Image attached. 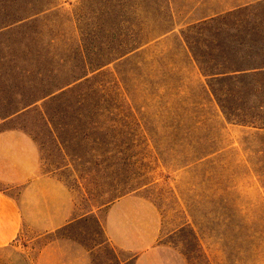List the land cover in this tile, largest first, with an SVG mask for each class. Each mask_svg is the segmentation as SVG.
I'll list each match as a JSON object with an SVG mask.
<instances>
[{"label":"rangeland","instance_id":"1","mask_svg":"<svg viewBox=\"0 0 264 264\" xmlns=\"http://www.w3.org/2000/svg\"><path fill=\"white\" fill-rule=\"evenodd\" d=\"M246 2L264 4L0 0V119L30 105L0 130L19 126L30 133L41 171L61 180L75 204L68 225L45 235L24 230L0 250V264H37L43 246L63 238L81 243L92 264H121L102 222L105 207L127 193L155 204L160 241L186 264H264V132L219 115L223 130L211 144L218 107L191 53L207 61L227 35L218 22L197 25L195 19ZM144 9L162 22L173 13L174 29L141 57L94 71L139 31ZM257 12L264 22V5ZM242 16L221 21L239 26ZM80 73L88 76L68 90L46 93L53 80ZM252 86L222 93H238L231 107L254 111L264 98V78ZM244 93H257V102H244Z\"/></svg>","mask_w":264,"mask_h":264},{"label":"crops","instance_id":"2","mask_svg":"<svg viewBox=\"0 0 264 264\" xmlns=\"http://www.w3.org/2000/svg\"><path fill=\"white\" fill-rule=\"evenodd\" d=\"M29 106L3 116L0 124ZM74 214L71 190L41 171L40 150L33 136L19 126L1 129L0 250L24 230L39 235L55 232L68 225ZM102 229L106 242L122 257L121 264H186L174 248L160 241V212L138 193L123 194L110 202ZM37 264H92V259L81 243L63 238L45 244Z\"/></svg>","mask_w":264,"mask_h":264},{"label":"trees","instance_id":"3","mask_svg":"<svg viewBox=\"0 0 264 264\" xmlns=\"http://www.w3.org/2000/svg\"><path fill=\"white\" fill-rule=\"evenodd\" d=\"M262 5L264 4L252 2L234 4L221 11L211 13L208 17L202 16L195 19L197 25H208L218 22L219 26H225V31H227L226 37L217 42L215 47L211 49V53H208L209 55H207V57L209 59L207 61L202 60V57H198L191 50L202 76L206 79L207 90L213 102L218 107V110H216V112L214 111V115L211 117L212 121H214V126L211 129L214 133L209 137L212 145L221 137L223 130L219 115H221L227 123L242 125L264 132V98L260 101L261 105L258 108L256 106L254 111L250 108L247 111H239L237 108L231 107L233 103H236L235 99L238 100L239 94L222 93L223 89L227 92H241L243 90L240 88L241 86H247V89L250 91L252 90V85L257 84L259 79L264 78V22L261 15L257 12L259 6ZM253 10L255 13L252 15L251 13L253 12H251V16H248L249 14H244ZM150 14V10L144 9L141 13L143 22L140 23L141 26L139 31L131 34L128 44L122 46L124 48L117 46L111 49L112 56L103 63L93 65L95 69L93 70L96 71L97 69L106 67L123 57L137 59L146 53V51L150 49V46H157L160 44L161 39L174 29L173 13H171L170 19L164 22L149 18ZM242 14L244 16H242L243 19L239 18L241 23L239 26L227 20H222L226 22L220 24L223 18L237 17ZM240 28L241 30L239 31ZM186 41L188 43L187 39ZM214 53H216L215 56H213ZM84 68H87L86 62H84ZM86 76H88L87 73H80L78 77L70 80H53L46 93H61L66 91L75 85L74 83L81 82ZM215 84L220 85L221 88L217 89ZM244 94H246L243 99L244 102H246L247 98H253L254 102H257V93ZM124 95H126V93ZM124 105L125 102L122 106L125 107ZM125 108L132 112L129 103H126ZM216 150H214L213 153Z\"/></svg>","mask_w":264,"mask_h":264}]
</instances>
